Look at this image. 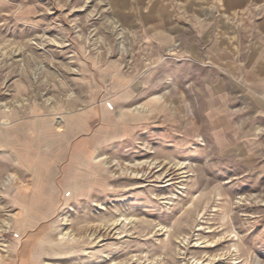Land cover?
I'll return each instance as SVG.
<instances>
[{
	"label": "rangeland",
	"instance_id": "rangeland-1",
	"mask_svg": "<svg viewBox=\"0 0 264 264\" xmlns=\"http://www.w3.org/2000/svg\"><path fill=\"white\" fill-rule=\"evenodd\" d=\"M219 3L0 0V264H264L260 0Z\"/></svg>",
	"mask_w": 264,
	"mask_h": 264
},
{
	"label": "crops",
	"instance_id": "crops-1",
	"mask_svg": "<svg viewBox=\"0 0 264 264\" xmlns=\"http://www.w3.org/2000/svg\"><path fill=\"white\" fill-rule=\"evenodd\" d=\"M182 8H193L196 13H211L207 11L209 8H215L220 5L229 10L231 13L234 10L249 8L252 0H178ZM199 1V3H197ZM119 2L120 11L126 15H140L146 25L147 30H165L168 27V22L163 18L167 14L169 17L170 0H116ZM192 2V4H191ZM187 5V6H186ZM211 6V7H210ZM261 32H264V0H260V23L258 27ZM262 64H264V53L260 52V118L264 119V74ZM264 132V127L262 129Z\"/></svg>",
	"mask_w": 264,
	"mask_h": 264
},
{
	"label": "bare ground",
	"instance_id": "bare-ground-1",
	"mask_svg": "<svg viewBox=\"0 0 264 264\" xmlns=\"http://www.w3.org/2000/svg\"><path fill=\"white\" fill-rule=\"evenodd\" d=\"M23 251V250H22ZM20 252V251H19Z\"/></svg>",
	"mask_w": 264,
	"mask_h": 264
}]
</instances>
